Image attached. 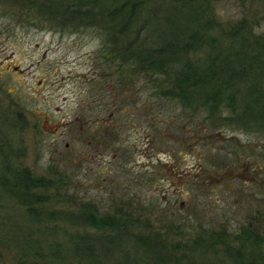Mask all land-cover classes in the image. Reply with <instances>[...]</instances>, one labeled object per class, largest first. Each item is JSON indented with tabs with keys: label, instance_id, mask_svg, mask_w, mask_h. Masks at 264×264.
Segmentation results:
<instances>
[{
	"label": "rangeland",
	"instance_id": "374dc122",
	"mask_svg": "<svg viewBox=\"0 0 264 264\" xmlns=\"http://www.w3.org/2000/svg\"><path fill=\"white\" fill-rule=\"evenodd\" d=\"M82 1V10L93 11L59 13L54 11L61 6L58 0H0V104L18 123L5 129L23 164L43 178L54 165L66 167L74 183L71 192L95 201L102 212L112 213L122 196L129 197L139 205L136 215L145 219L144 234L153 237L162 231V219L192 209L204 225L207 217L228 219L236 232L248 216L264 220V131L256 124L243 128L232 119L219 127L204 125V112L192 115L179 103L156 96L147 76L132 87L120 84L104 59L108 37L102 27L110 21L104 19L105 6L99 0ZM204 8L215 22L208 31L212 35L227 38L243 18L264 35L263 0L245 6L212 0ZM208 44L183 53L198 61L209 52ZM197 98L208 103L202 92ZM212 102L216 108L217 99ZM42 205L44 214L38 215L44 223L36 225L35 238L43 246L26 255L0 242V264H49L45 245L57 228L50 213L69 209L53 196ZM59 220V230L68 231L59 235L64 240L77 230L84 237L96 231ZM261 229L257 241L241 249L240 259L216 241L208 256L193 253L182 262L264 264ZM204 241L212 245L207 235ZM165 254L160 256L167 260ZM149 258L139 264H153Z\"/></svg>",
	"mask_w": 264,
	"mask_h": 264
},
{
	"label": "trees",
	"instance_id": "16d2710c",
	"mask_svg": "<svg viewBox=\"0 0 264 264\" xmlns=\"http://www.w3.org/2000/svg\"><path fill=\"white\" fill-rule=\"evenodd\" d=\"M58 1L61 6L54 11L59 13L93 11V7L82 10V0H70L75 1L72 5L68 0ZM99 1L107 11L104 19L110 20L102 27L108 37L103 43L108 49L104 59L114 68L120 84L127 82L132 87L141 76H147L154 83L156 96L179 103L192 115L204 112V125L219 127L232 119L243 128L256 124L264 131V35L256 34L252 23L243 18L226 41L208 33L215 22L204 7L212 0ZM250 1L235 0L241 6ZM207 44L209 52L198 61L192 62L188 53H183ZM201 92L207 95V104L199 102ZM216 99L218 104L213 108ZM9 126L18 127V123L0 104V242L18 252L33 255L30 250L38 251L43 246L44 241L35 238V230L36 225L44 223L38 215L43 213L40 207L51 196L69 210L59 208L50 213L57 228L51 229L53 241L45 245L49 264H139L148 257L153 264H184L182 258L190 259L193 253L208 256L216 241L230 248L236 260L243 255L241 249L262 234L257 230H263V219L256 223L248 216L236 232L230 229L228 219L217 222L207 217L210 221L204 225L192 216L197 211L192 209L180 211L168 221L162 219L165 225L155 237L145 235V219L136 215L139 205L129 197L122 196L116 209L106 213L95 201L71 192L74 183L66 167L54 165L45 178L36 177L16 155L12 137L5 129ZM59 218L64 226L97 232L84 237L77 230L70 240H64L59 235L68 231L59 230ZM205 235L212 239V245L204 241ZM162 251L167 252V260L160 256ZM174 252L180 255L168 256Z\"/></svg>",
	"mask_w": 264,
	"mask_h": 264
}]
</instances>
